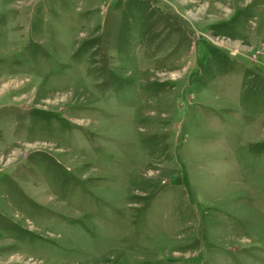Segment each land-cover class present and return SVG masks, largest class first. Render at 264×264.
<instances>
[{"label": "rangeland", "instance_id": "1", "mask_svg": "<svg viewBox=\"0 0 264 264\" xmlns=\"http://www.w3.org/2000/svg\"><path fill=\"white\" fill-rule=\"evenodd\" d=\"M0 264H264V0H0Z\"/></svg>", "mask_w": 264, "mask_h": 264}]
</instances>
